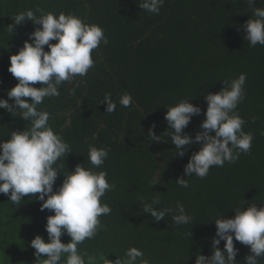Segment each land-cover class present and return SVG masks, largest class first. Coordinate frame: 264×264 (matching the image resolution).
I'll list each match as a JSON object with an SVG mask.
<instances>
[{"label":"trees","instance_id":"16d2710c","mask_svg":"<svg viewBox=\"0 0 264 264\" xmlns=\"http://www.w3.org/2000/svg\"><path fill=\"white\" fill-rule=\"evenodd\" d=\"M140 3L0 0V99H9L7 91L18 83L8 71L10 56L18 54L30 33L42 27L30 20L15 26L18 13L39 8L99 24L109 43L101 42L92 51L94 67L85 77L77 75L63 82L58 97H46L37 106L50 113L49 124L72 150L53 165L60 171L54 191L78 164L93 167L87 160L90 145L108 148L104 164L93 170H106L109 183L116 185L101 198L112 211L99 217L98 234L78 245V250L87 253L86 264L88 256L95 257L94 264H107V259L123 257L130 247L142 249L149 264H195L196 255H212L211 238L217 230L214 217L234 218L235 209H247L252 203L264 207V46L251 47L244 39L243 25L252 15L247 0H165L159 14L141 9ZM254 6L264 8V0H255ZM44 48L50 51L47 45ZM241 73L247 74L246 95L237 111L245 120L243 130L254 134L251 151L234 163L211 167L203 179L194 174L187 177L184 168L200 145L186 146L185 155L176 156L170 138L173 130L165 120L167 107L181 99H192L201 107L202 114L184 129L195 137L205 119V95L219 92L223 80L231 82ZM34 86L42 85L36 82ZM126 92L133 97L129 107L119 104ZM107 93L117 105L112 113L106 112V102L101 103ZM21 114L18 109L12 114L0 109V142L10 139L13 131L31 127ZM153 124L161 142L150 141L148 131ZM181 176L188 179L189 188L176 184ZM154 178L160 182L155 186ZM154 196L161 200L155 205L158 209H175L182 203L192 222L176 225L172 214L155 222L143 212L144 202L151 203ZM42 203L28 194L19 206L0 194V264H36L31 241L36 235L48 241L45 226L54 215V211H41ZM70 240L67 234L61 237L63 243ZM234 243L239 249L236 260L246 264L250 246ZM224 244L221 241V250ZM41 258L46 259V254ZM257 259L264 264V258Z\"/></svg>","mask_w":264,"mask_h":264},{"label":"clouds","instance_id":"9594fccd","mask_svg":"<svg viewBox=\"0 0 264 264\" xmlns=\"http://www.w3.org/2000/svg\"><path fill=\"white\" fill-rule=\"evenodd\" d=\"M165 0H141L139 7L149 13L159 14ZM252 15L243 28L244 39L251 47L257 44L264 46V8L255 7V0H247ZM36 12L41 15L37 16ZM26 20L39 24L30 33L29 40L24 42L18 54L10 56L8 71L18 79L16 86L7 91L9 99H0V109L11 114L21 111L20 118L29 121L30 128L11 132L10 139L0 142V194L8 195L12 204L19 205L25 196L33 194L39 199L41 211H54L47 218L46 231L48 241L36 235L31 241L35 249L36 264H86L87 253L78 250V245L86 239H92L102 227L99 217L110 214L112 209L101 198L107 191L114 190L116 185L109 183L108 172L94 171L104 164L109 156L106 147L89 146L87 160L93 166L85 168L78 164L74 171L65 175V180L58 191L54 184L60 174L58 167H53L63 156L72 153L71 147L62 135L55 132L49 124L50 113L38 110L37 106L46 97H58L59 87L71 82L75 76L85 77L94 67L92 51L98 49L101 42L107 45L108 38L99 24L88 23L75 14L63 12L57 16L53 12L44 13L42 9H29L18 13L14 24L20 25ZM56 40L53 44L50 41ZM47 45L50 51H45ZM247 74L241 73L238 78L223 80L224 87L217 93H207V110L205 119L195 137L185 133L184 129L194 116L202 114L200 106L191 103L192 99H181L175 106L167 107L165 120L172 129L171 143L176 146V156L183 157L186 146L194 143L199 150L192 153L184 168L187 177L193 174L205 178L213 166L223 167L226 162L234 163L240 155L251 151L254 134L245 132V120L237 111L238 105L245 98ZM36 82L42 86L35 87ZM80 81H77V87ZM75 91V89H73ZM30 97L31 101L23 99ZM107 104L106 112L116 109V102L111 94H105L101 103ZM133 103L131 93H124L119 104L129 107ZM155 124L149 129L150 141L161 142V136L154 132ZM215 133L212 135L211 133ZM154 186L159 180L154 178ZM176 184L189 188L188 179L181 176ZM36 194H39L38 196ZM47 197V199H45ZM161 203L159 196H154L151 203L144 202L143 212L150 214L155 222L164 220L172 214L176 225L189 224L193 217L187 214L185 206L177 203L176 208L158 209ZM246 202H244L245 204ZM234 218H224V214L214 217L216 234L211 238L212 255H196L195 264H240L236 260L239 249L235 241L250 246V254L244 257L246 264H258V257L264 258V207L252 203L247 209L237 208ZM67 234L70 242L63 243L61 237ZM224 241V250L219 245ZM46 254L47 258H41ZM114 261L107 259V264H149L144 259V252L137 247L128 248L123 257L117 256ZM95 257L88 256L87 264H94Z\"/></svg>","mask_w":264,"mask_h":264}]
</instances>
